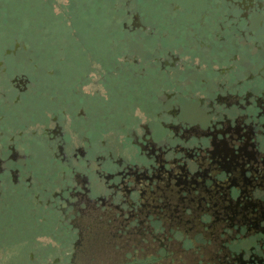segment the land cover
<instances>
[{
    "label": "flooded vegetation",
    "instance_id": "af4514ba",
    "mask_svg": "<svg viewBox=\"0 0 264 264\" xmlns=\"http://www.w3.org/2000/svg\"><path fill=\"white\" fill-rule=\"evenodd\" d=\"M116 10L94 80L0 50V264H264V0Z\"/></svg>",
    "mask_w": 264,
    "mask_h": 264
},
{
    "label": "rangeland",
    "instance_id": "374dc122",
    "mask_svg": "<svg viewBox=\"0 0 264 264\" xmlns=\"http://www.w3.org/2000/svg\"><path fill=\"white\" fill-rule=\"evenodd\" d=\"M123 1L53 0L50 7L40 5L33 13L18 14L10 0H0V50L23 38L31 42L43 65L63 51L67 75L87 69L94 80L99 78V57L106 56L111 38H129V33L121 31L125 16L116 10V3ZM94 102L99 112V99ZM122 103L118 97L111 100L113 107L121 108ZM115 123L113 118L110 125Z\"/></svg>",
    "mask_w": 264,
    "mask_h": 264
},
{
    "label": "trees",
    "instance_id": "16d2710c",
    "mask_svg": "<svg viewBox=\"0 0 264 264\" xmlns=\"http://www.w3.org/2000/svg\"><path fill=\"white\" fill-rule=\"evenodd\" d=\"M10 2L13 3L12 5L15 7L13 8V10L15 11L13 12L15 13L16 11H18V14L19 11L21 12L22 10L33 13L40 8V5L44 7H50L51 5H53V0H10Z\"/></svg>",
    "mask_w": 264,
    "mask_h": 264
}]
</instances>
